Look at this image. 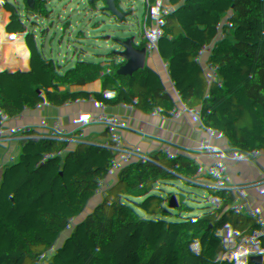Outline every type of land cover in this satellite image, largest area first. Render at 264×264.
<instances>
[{"label":"trees","instance_id":"1","mask_svg":"<svg viewBox=\"0 0 264 264\" xmlns=\"http://www.w3.org/2000/svg\"><path fill=\"white\" fill-rule=\"evenodd\" d=\"M255 1L61 0L59 15L81 24L73 36L95 65L110 76L134 71L127 104L106 101L102 75L71 45L29 21L0 25V96L14 91L4 66L20 93L31 92L35 80L66 98L74 119L96 112L118 118L145 110V87L157 84L156 122L129 131L133 141L122 149L115 185L140 234L180 264H245L249 256L264 264V91H257L264 81V6L257 16L246 10ZM8 143L0 127V149ZM183 149L191 160L169 185L181 216L166 220L151 189ZM103 175L99 164L94 179ZM80 195L68 183L59 194L35 192L20 203L0 184V233L19 238L52 229L108 245L133 236L113 201L75 206ZM57 210L59 223L28 221ZM64 221L73 229L62 230Z\"/></svg>","mask_w":264,"mask_h":264},{"label":"built area","instance_id":"2","mask_svg":"<svg viewBox=\"0 0 264 264\" xmlns=\"http://www.w3.org/2000/svg\"><path fill=\"white\" fill-rule=\"evenodd\" d=\"M61 0H0V25L5 27L10 24H16L21 21H29L33 26L37 25L42 30L51 32L53 38L66 42L71 45L83 58L90 64L94 65L105 82V98L109 104L124 103L127 104L133 95V86L135 82V73L130 68L119 70L115 75H107L102 67L95 65L94 57L87 52V48L83 47L79 40L74 38L73 34L80 27V23L73 18H65L53 13L52 8H57ZM264 6V0H257L246 7V10L254 16H257L260 8ZM49 20L56 25L57 29H50L44 21ZM4 45H8L13 49V45L6 40ZM248 54V52H247ZM20 81L26 85L29 82L26 77L20 75ZM33 93L40 96L38 122L41 128L48 130L50 126L56 123V119L52 114L51 106L60 98L49 86L41 81H35L30 84ZM158 91L157 84L148 83L144 93L156 95ZM258 92L264 91V81L258 86ZM158 112V102L149 101L145 110L132 116L129 112H124L118 118H112L102 112L87 113L91 120L97 125L102 134V149L99 154V164L103 171L104 186L115 185V173L120 167V157L122 149L133 141L132 136L125 134L130 130L140 133L146 127L153 125L156 121L155 115ZM129 117L132 119L128 120ZM191 160V155L183 149L174 156V167L167 174L160 177L154 184L151 192L159 199L166 220L169 217L179 219L181 213L177 207V197L169 192V185L174 175L183 171ZM120 192V191H119ZM127 210L130 225L133 228V236L124 244L117 238H113L109 245L119 250H135L140 246H146L150 253L154 254L161 264H180L169 258H163L158 250L157 241L154 239L144 238L132 220L131 214L127 209L124 195L119 193ZM68 200H64L59 207L67 205ZM74 223L64 221L61 229L68 231L73 229ZM164 230L167 229L165 223ZM38 232V231H36ZM53 239L57 242L55 245H42L30 251L32 260L28 264H41L40 260L47 256H58L65 264H81L86 260L85 253L74 246L66 245L63 242L64 235L61 232L48 229ZM8 236L4 232L0 233V238ZM80 237L90 240V235L80 234ZM255 256H249L245 264H252ZM0 264H25L16 251L6 252L0 249Z\"/></svg>","mask_w":264,"mask_h":264},{"label":"rangeland","instance_id":"3","mask_svg":"<svg viewBox=\"0 0 264 264\" xmlns=\"http://www.w3.org/2000/svg\"><path fill=\"white\" fill-rule=\"evenodd\" d=\"M52 11L56 14V8ZM1 70L14 89L0 96V127L9 142L5 151L0 149L1 186L17 194L22 203L35 192L61 193L65 184L76 181L71 174L75 169L92 167L95 172L93 162L99 161L103 139L94 121L86 114L79 119L69 116L77 127L78 142L85 145L78 154L63 141L60 131L55 130L50 136L39 125L40 96L32 91L20 93L6 68L2 66Z\"/></svg>","mask_w":264,"mask_h":264},{"label":"crops","instance_id":"4","mask_svg":"<svg viewBox=\"0 0 264 264\" xmlns=\"http://www.w3.org/2000/svg\"><path fill=\"white\" fill-rule=\"evenodd\" d=\"M58 12L56 8V13ZM45 24L50 29H57L56 25L49 21L44 20ZM6 68V67H5ZM154 100V99H153ZM142 110L137 112L140 113ZM156 122V121H155ZM130 136L129 132L125 134ZM94 161V160H93ZM93 165L96 167V171L93 172V176H97L99 172V161L95 160ZM74 193H79V191ZM119 190L116 185L104 186L103 197L108 198L113 201L122 212L124 219L129 222V217L127 215V210L120 197ZM29 222H43L47 224H56L60 222V211L57 210L49 215L42 218H30ZM130 223V222H129ZM63 242L66 245L74 246L81 249L85 255L86 260L81 264H161L159 259L150 251L146 246H140L135 250H119L118 248L112 247L108 244H102L95 238L90 240L84 239L79 235L69 236L65 235ZM57 242L53 239L52 235L47 231H38L31 234H25L19 238H14L11 236H5L0 238V249H4L6 252L16 251L22 261L28 264L32 260L30 251L40 247L42 245H55ZM41 264H65L63 260L58 256H47L40 260Z\"/></svg>","mask_w":264,"mask_h":264},{"label":"water","instance_id":"5","mask_svg":"<svg viewBox=\"0 0 264 264\" xmlns=\"http://www.w3.org/2000/svg\"><path fill=\"white\" fill-rule=\"evenodd\" d=\"M144 98L145 101L149 102L155 99V95L145 93ZM51 111L56 119V123L49 127L48 133H52L55 130L60 131L63 135V141L80 154L85 145L78 142L76 138L77 127L73 126L69 121V116L77 114V111L74 110L67 99L63 97L58 98L51 106ZM71 174L76 178V181L69 184L72 185L74 191L77 189L79 193H81L74 201L75 206L88 207L102 199L104 188L103 179H94L92 167L75 169ZM222 264H231V262L229 259H226Z\"/></svg>","mask_w":264,"mask_h":264}]
</instances>
